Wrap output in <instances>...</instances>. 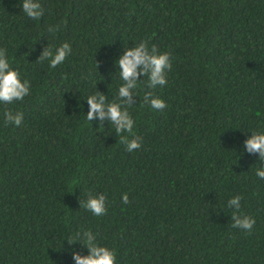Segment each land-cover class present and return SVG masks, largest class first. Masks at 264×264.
<instances>
[{"label":"trees","instance_id":"1","mask_svg":"<svg viewBox=\"0 0 264 264\" xmlns=\"http://www.w3.org/2000/svg\"><path fill=\"white\" fill-rule=\"evenodd\" d=\"M22 3L0 0V49L30 82L22 101L0 104V264H76L88 230L116 264H264V161L245 147L264 132V0H39L40 20ZM141 40L172 68L155 89L140 76L130 153L108 117L86 119L87 98L118 102L116 61ZM64 42L63 64L37 60ZM146 91L167 106L143 104ZM100 194L98 217L81 202ZM233 213L255 219L251 233Z\"/></svg>","mask_w":264,"mask_h":264},{"label":"clouds","instance_id":"2","mask_svg":"<svg viewBox=\"0 0 264 264\" xmlns=\"http://www.w3.org/2000/svg\"><path fill=\"white\" fill-rule=\"evenodd\" d=\"M22 10L32 20H40L43 16V8L39 0H23ZM49 32H55L52 26L48 27ZM71 45L68 42L61 44L55 52L50 47H46L37 59L40 62L48 61L50 68H56L64 63L71 54ZM6 50L0 49V104H11L15 101H22L25 96L30 94V82L27 79L21 80L20 73L13 69L6 58ZM120 79L123 83L118 89V102H106L103 93L96 92L87 98L89 110L86 119L90 122L94 118H99L100 125L108 117L110 124L114 127L115 133L119 137L120 143L126 146L128 152H133L141 147V137L133 135L134 119L129 112L135 103L132 100L133 94L140 82V76L147 77L148 87L155 89L157 86H164L167 83L166 72L172 68L169 52H158L155 45L149 48L147 41L141 40L134 47H128L116 61ZM99 97V99H97ZM143 104H149L154 110H163L167 105L162 98L153 96L151 91H146L143 96ZM5 123H12L19 126L23 122L22 112H12L5 110ZM127 133L129 135H122ZM129 136H132L129 139ZM246 151L249 153L258 152L259 160L264 161V132L254 131L245 141ZM256 176L264 179V168L256 169ZM123 203H130L128 195L122 197ZM241 197H232L228 201V207L239 211ZM106 197L104 194L90 195L86 201L81 202V207L90 211L94 216L105 215L107 209L105 205ZM232 227L245 230L251 233L255 225V219L247 215L240 216L236 213L232 215ZM86 237L82 243L87 246V255L73 253L76 264H116V253L114 249H109L105 245L97 243L96 234L91 230L84 231ZM81 239V233L76 237H67L70 245Z\"/></svg>","mask_w":264,"mask_h":264}]
</instances>
